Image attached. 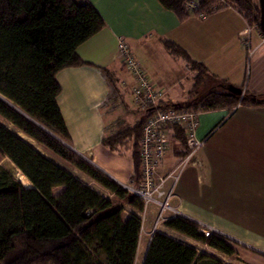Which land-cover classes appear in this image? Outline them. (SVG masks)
Segmentation results:
<instances>
[{
    "label": "crops",
    "instance_id": "crops-1",
    "mask_svg": "<svg viewBox=\"0 0 264 264\" xmlns=\"http://www.w3.org/2000/svg\"><path fill=\"white\" fill-rule=\"evenodd\" d=\"M74 1L92 5L104 27L76 49L86 65L63 69L55 77L60 87L57 105L69 137L65 145L121 187L134 176L133 137L113 150L103 146L102 141L143 123L144 116L132 101L131 76L118 58L119 39L128 44L148 79L165 92L162 108L187 106L194 96L195 75L184 59L164 48L163 41L174 43L192 61L202 64L210 88L216 89L218 84L209 80L213 78L223 82L221 88L226 92L225 88L232 86L264 96V37L260 29L252 27L249 47L244 48L242 34L248 25L233 8L203 17L189 14L179 21L157 0ZM195 137L204 145L190 160L194 167L179 174L170 205L177 212L176 218L225 238L234 253L223 255L166 227L163 234L172 239L181 237L175 240L221 264H264V105L237 106L232 112L203 111L198 116ZM35 144L41 152L31 146L41 155L99 195L113 199L97 183L64 161L61 160L70 168L59 164L56 156ZM178 153L179 144L171 140L159 175L167 174L178 164ZM230 162H239L240 168L229 170ZM62 190L52 188V195L56 197ZM131 212L126 208L123 216L127 218ZM155 218L156 212L150 208L139 234L137 251L140 242L143 247L140 264Z\"/></svg>",
    "mask_w": 264,
    "mask_h": 264
},
{
    "label": "trees",
    "instance_id": "trees-1",
    "mask_svg": "<svg viewBox=\"0 0 264 264\" xmlns=\"http://www.w3.org/2000/svg\"><path fill=\"white\" fill-rule=\"evenodd\" d=\"M179 21L188 17V0H157ZM198 13L208 15L219 0H196ZM233 8L248 26L259 29L257 0H224L218 10ZM104 27L102 17L90 4L74 0H0V118L46 152L64 161L106 190L107 199L83 184L15 133L0 126V154L25 177V189L0 166V264H135L140 222L135 216L141 201L95 166L72 152L57 98L56 74L66 68L86 65L76 49ZM173 56L185 60L194 71L190 102L186 107L203 111L237 106H262L264 96L242 91V98L229 94L217 82L206 83L207 71L192 61L174 43L163 41ZM107 77L108 73L104 72ZM219 85V86H218ZM207 87V91L197 90ZM221 88V89H220ZM142 123L102 141L110 150L133 137V181L139 184L138 142ZM171 140L180 147V160L187 155L184 133L172 129ZM62 187L54 197L52 188ZM131 209L125 218L123 212ZM164 226L223 255L234 251L225 238L204 236L198 225L174 218ZM143 264H221L219 260L175 239L155 233L149 241Z\"/></svg>",
    "mask_w": 264,
    "mask_h": 264
},
{
    "label": "built area",
    "instance_id": "built-area-1",
    "mask_svg": "<svg viewBox=\"0 0 264 264\" xmlns=\"http://www.w3.org/2000/svg\"><path fill=\"white\" fill-rule=\"evenodd\" d=\"M219 2L220 5L224 4V0H219ZM219 6L214 7V10L217 11ZM184 8L190 15L204 16L203 13L197 14L199 5L196 0L186 1ZM251 29L252 26H247L242 34V44L246 49L249 47ZM117 54L121 65L131 76L132 83L129 90L132 101L144 116L138 142L140 181L136 185L132 180L123 185L122 188L141 201L142 210L135 213V216L139 219L141 229L146 222L149 209L153 208L155 210L156 218L150 231L151 238L155 233L163 234L162 231L158 230L159 227L161 226L164 229V224L167 221L176 218L177 212L170 205L174 197L173 188L180 172L190 162L194 153L203 145L195 137L198 116L203 110L186 106L162 108L161 103L165 92L148 79L123 39L118 40ZM173 128H179L184 133L185 146L188 152L167 174L159 175L158 170L170 147ZM165 215L169 216L166 217ZM200 232L204 236L210 234L201 228Z\"/></svg>",
    "mask_w": 264,
    "mask_h": 264
},
{
    "label": "rangeland",
    "instance_id": "rangeland-1",
    "mask_svg": "<svg viewBox=\"0 0 264 264\" xmlns=\"http://www.w3.org/2000/svg\"><path fill=\"white\" fill-rule=\"evenodd\" d=\"M251 27V26H250ZM252 27H255V26H252ZM207 87L204 86L203 89H199L198 92L199 93H204L206 92L207 90ZM0 126L4 127L6 130L12 132V133H15L17 136H19L23 141H25L27 144H30L32 146H34L37 150H39L41 152V149L35 144L33 143L32 141H30L29 139H27L25 136L21 135L19 132H17L12 126L11 124L7 123L5 120H3L2 118H0ZM203 145H204V142H203ZM202 145V146H203ZM202 148V147H201ZM200 148V149H201ZM138 151V150H137ZM43 153V152H42ZM139 153V152H138ZM45 154V153H43ZM55 160L63 165V166H66L68 168H70L69 166H67L65 163H63L60 159H57L55 158ZM241 163H247V161L245 160H240ZM193 162H189L185 165V167L183 168V170L180 172V174H184V172L188 169H191L194 167V165H192ZM0 166L6 170H8L10 172V174L12 175V177L16 180V181H19L21 183V185L25 188V189H29L31 188L30 184L28 183V181L25 179V177H23L20 172L14 167V165L8 160L6 159L5 157H3L1 154H0ZM223 168H224V165H223ZM240 168V164L239 162H230V164L228 165V169L231 170V171H236ZM21 176V178H19ZM160 231L162 232H165V230L160 226L159 229ZM142 233V232H141ZM143 234V233H142ZM181 237H176L175 239H178L180 240ZM142 252H143V247H142V244L140 242L139 244V248H138V251L136 253V258H135V264H140V258L142 257Z\"/></svg>",
    "mask_w": 264,
    "mask_h": 264
},
{
    "label": "water",
    "instance_id": "water-1",
    "mask_svg": "<svg viewBox=\"0 0 264 264\" xmlns=\"http://www.w3.org/2000/svg\"><path fill=\"white\" fill-rule=\"evenodd\" d=\"M257 2L259 6V29L262 36L264 37V0H257ZM225 89L229 94L242 98V91L240 89L234 88L232 86H227ZM260 102L264 103V97L260 100Z\"/></svg>",
    "mask_w": 264,
    "mask_h": 264
},
{
    "label": "bare ground",
    "instance_id": "bare-ground-1",
    "mask_svg": "<svg viewBox=\"0 0 264 264\" xmlns=\"http://www.w3.org/2000/svg\"><path fill=\"white\" fill-rule=\"evenodd\" d=\"M19 178H21V176Z\"/></svg>",
    "mask_w": 264,
    "mask_h": 264
}]
</instances>
